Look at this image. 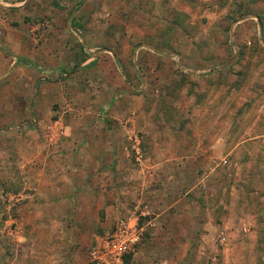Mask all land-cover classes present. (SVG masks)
Wrapping results in <instances>:
<instances>
[{"label": "rangeland", "instance_id": "rangeland-1", "mask_svg": "<svg viewBox=\"0 0 264 264\" xmlns=\"http://www.w3.org/2000/svg\"><path fill=\"white\" fill-rule=\"evenodd\" d=\"M263 184L264 0H0V264H264Z\"/></svg>", "mask_w": 264, "mask_h": 264}, {"label": "built area", "instance_id": "built-area-1", "mask_svg": "<svg viewBox=\"0 0 264 264\" xmlns=\"http://www.w3.org/2000/svg\"><path fill=\"white\" fill-rule=\"evenodd\" d=\"M140 239V235L135 222L130 224L120 223L113 232L104 240V245L100 251L101 257L94 252L93 259L98 264H124V256L134 248ZM100 261V262H99Z\"/></svg>", "mask_w": 264, "mask_h": 264}, {"label": "crops", "instance_id": "crops-1", "mask_svg": "<svg viewBox=\"0 0 264 264\" xmlns=\"http://www.w3.org/2000/svg\"><path fill=\"white\" fill-rule=\"evenodd\" d=\"M101 121H103V119H101ZM97 122V121H96ZM101 135H104V134H101ZM259 138V136L257 135V136H254L253 138H249V140H252V139H258ZM246 141H248V139H246V140H244L243 142H241V145H243L244 143H247ZM242 149V148H241ZM99 153L98 152H95L94 153V156H96V155H98ZM102 155V154H101ZM224 161H225V163H226V159H223ZM244 162V163H243ZM95 163V164H94ZM98 162L94 159V161H93V164H94V166H97L98 164H97ZM102 163V162H101ZM247 164V166H241V169H243V170H246L247 172H252V174H256L257 172H261V169L262 168H260V166H256V163L254 164L253 162H250V161H241V164ZM248 176V175H247ZM246 176V177H247ZM84 178H86V176H84ZM257 179V178H256ZM245 180H246V178L245 177H243L242 178V176H241V195L240 194H238L237 193V195H235L233 198H231L229 201H230V203H240L241 202V212H245V209H244V191H243V183L245 182ZM256 181V180H255ZM255 185H256V182H255ZM238 188V187H237ZM69 190L67 191V192H69V193H67L68 195L67 196H65L64 198H63V201H65V202H67V203H70V205H71V207L73 206V204H74V196H75V194L72 192V186H70L69 188H68ZM255 189H257V194L260 196L259 198H260V201H261V203H262V201H264V184L262 185V186H260V187H257L256 188V186H255ZM84 190V189H83ZM238 190H239V188H238ZM79 196H80V194H79ZM79 196H75L76 197V201H78V198H79ZM240 199H241V201H240ZM67 209V208H66ZM259 213L261 214V215H263L264 214V210H262L263 208H262V206H259ZM73 212H74V210H73ZM73 214V213H72ZM250 214V213H249ZM257 216V217H256ZM253 217L254 218H258V215H253ZM241 231L242 232H244V233H248L249 235L250 234H252V233H254L255 234V236H256V239H257V233H255L254 231H255V229L253 230L252 228H250V227H246V226H244V227H241ZM219 239H220V241H221V244L222 245H226V241H228V238H227V233H225L224 231H222V232H220V235H219ZM257 243V241L255 242V244ZM252 245H249V244H247V245H245L244 247H243V249H245L246 250V248L247 247H251ZM254 247V246H253ZM253 249V248H252ZM254 259V258H253ZM256 259V258H255Z\"/></svg>", "mask_w": 264, "mask_h": 264}, {"label": "water", "instance_id": "water-1", "mask_svg": "<svg viewBox=\"0 0 264 264\" xmlns=\"http://www.w3.org/2000/svg\"><path fill=\"white\" fill-rule=\"evenodd\" d=\"M239 55H240V52H239L238 49H236V50H235V56H234V58L230 61V64H233V63L238 59ZM223 66H224V65H223ZM223 66H221V67H223ZM180 68H181V67H180ZM183 70H185V71L188 72V70L185 69V68H184Z\"/></svg>", "mask_w": 264, "mask_h": 264}, {"label": "trees", "instance_id": "trees-1", "mask_svg": "<svg viewBox=\"0 0 264 264\" xmlns=\"http://www.w3.org/2000/svg\"><path fill=\"white\" fill-rule=\"evenodd\" d=\"M130 254L126 257V261L128 262L129 258H130Z\"/></svg>", "mask_w": 264, "mask_h": 264}]
</instances>
